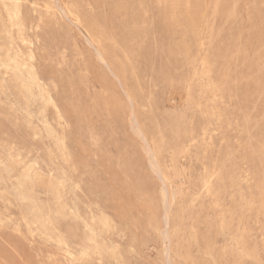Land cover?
Segmentation results:
<instances>
[{
  "label": "rangeland",
  "instance_id": "rangeland-1",
  "mask_svg": "<svg viewBox=\"0 0 264 264\" xmlns=\"http://www.w3.org/2000/svg\"><path fill=\"white\" fill-rule=\"evenodd\" d=\"M58 1L0 0V264H264V0Z\"/></svg>",
  "mask_w": 264,
  "mask_h": 264
},
{
  "label": "bare ground",
  "instance_id": "bare-ground-1",
  "mask_svg": "<svg viewBox=\"0 0 264 264\" xmlns=\"http://www.w3.org/2000/svg\"><path fill=\"white\" fill-rule=\"evenodd\" d=\"M50 1H51V3L53 4V6H54L58 11H60L62 14H65V10H64L63 6H62L61 4H59L60 2H59L58 0H50ZM186 2H187V1H186ZM186 4H187V7H188V3H186ZM205 5H206V4H205ZM214 7H215V6H214ZM214 9H216V8H214ZM78 31H79V30H78ZM97 54H98V56H99L100 58L102 57L100 51H99ZM128 115H129V114H128ZM145 148H146V147H145ZM151 156H152V155H151ZM151 167L153 168L154 172L157 174V176L160 178L162 184L164 185V182H165L166 179H165V177L163 176L162 172L160 171L158 165H157V164H153ZM161 196H162L163 201H165V192H164V190L161 192ZM167 220H168V217H165V224H166V226H167Z\"/></svg>",
  "mask_w": 264,
  "mask_h": 264
}]
</instances>
